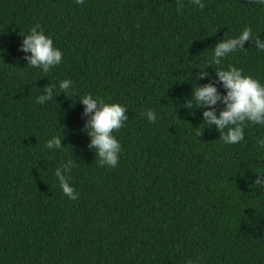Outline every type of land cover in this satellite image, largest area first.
Instances as JSON below:
<instances>
[{"label":"trees","instance_id":"trees-1","mask_svg":"<svg viewBox=\"0 0 264 264\" xmlns=\"http://www.w3.org/2000/svg\"><path fill=\"white\" fill-rule=\"evenodd\" d=\"M37 24L63 52L48 73L20 51ZM247 26L264 38L251 0H206L203 11L190 0H0V264H264V127L226 146L187 105L215 79V65L196 79L212 48ZM255 48L245 42L224 66L264 83ZM63 79L73 81L66 94ZM47 85L58 95L37 104ZM89 93L128 109L114 168L87 147L79 98ZM53 136L62 149L45 148ZM68 160L77 200L54 175Z\"/></svg>","mask_w":264,"mask_h":264},{"label":"clouds","instance_id":"clouds-1","mask_svg":"<svg viewBox=\"0 0 264 264\" xmlns=\"http://www.w3.org/2000/svg\"><path fill=\"white\" fill-rule=\"evenodd\" d=\"M252 3L264 9V0H251ZM85 0H75L76 5H83ZM178 8L184 7V0H176ZM194 7L204 10L206 0H190ZM259 34V33H258ZM253 33L251 26L245 27L239 35L221 40L212 48V55L205 66L196 73L198 81L208 77L205 67L215 65V79L213 82L194 86L189 108L203 109L202 120L208 127L214 126L220 133L219 139L226 146H232L244 141L245 129L248 127H264V83L251 75L244 74L242 68L233 65L224 66V60L229 54L243 49L245 42H254L256 50L264 52V38ZM20 51L25 55L28 66L38 68L44 73L59 66L63 62V52L54 46L51 35H46L43 28L37 24L27 35H23ZM60 93H69L73 88L71 79H63L58 85ZM218 87L223 91H219ZM56 85H47L43 94L36 98V103L45 105L53 101ZM82 104V117H86L85 130L90 143L88 148L95 151L100 166L114 168L118 165L121 155V144L114 132L125 126L129 120L125 105L116 102H106L93 94H85L79 98ZM222 105V108L219 107ZM142 115L149 123L158 119L155 110L149 108ZM201 134V130L195 135ZM62 136H53L44 145L48 150L62 149ZM257 147L264 151V135L256 139ZM75 167L73 160L62 163L54 171L63 194L70 200H77L80 193L69 183L70 174ZM255 184L264 187V169L257 171ZM186 264H194L188 259Z\"/></svg>","mask_w":264,"mask_h":264}]
</instances>
